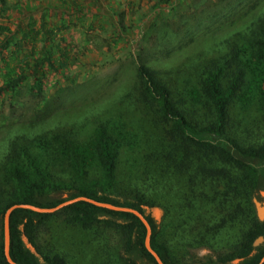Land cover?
Listing matches in <instances>:
<instances>
[{
    "label": "trees",
    "instance_id": "trees-1",
    "mask_svg": "<svg viewBox=\"0 0 264 264\" xmlns=\"http://www.w3.org/2000/svg\"><path fill=\"white\" fill-rule=\"evenodd\" d=\"M1 1L5 11V1ZM75 9L80 10L79 7ZM42 16L39 28L36 27L38 20L32 19L24 27L22 38L12 42L11 59L1 55L7 71L3 73L4 68L0 66V75L5 78L0 93L16 92L27 78L23 64H29V56L42 53V58H34V67L46 64L54 71L67 68L73 60V52L61 42L51 49L44 45L39 53L35 51L34 41L39 36L44 35L46 44L69 28L68 24H59V21L51 23L46 19V13ZM228 35L224 48L214 52L217 58L202 64L198 87L192 90L196 105L204 104L205 108H210L213 118L207 125L195 123L186 109L179 106L175 89L162 73L136 55L134 60L140 78L137 89L141 102L138 104L155 114L153 120L145 116L125 119L111 108L113 113L107 112L112 115L109 119L97 115L90 121L93 124L92 138L85 142L73 138L68 130L48 136L47 132L29 135L16 129L8 140L6 163L0 168V264H11L5 254L4 220L8 208L15 204L55 208L82 196L141 212L152 229L151 246L165 264H182L176 251L211 243L207 238L211 234L220 240L228 234L236 240L234 231L239 229V224L244 221L240 219L244 216L250 220V225L246 226L240 241L227 249L213 247L218 250L207 251L191 263L187 258L184 264H261L264 241L257 245L255 241L264 237V219L256 215L255 198L264 199V130L260 128L264 125V115L256 124L259 135L237 134L231 127V105L238 101L248 109L256 100L264 98V16L251 20L248 28L237 34ZM8 38L1 41L0 54L9 47ZM30 44L32 49L20 59V50ZM34 72L39 82L34 87L40 88L46 72ZM242 120L250 119L243 115ZM133 121L138 123L133 126L136 133L128 144L130 158L127 156L122 162V141L126 140L124 128L129 129ZM253 131L249 129V133ZM141 133L145 134V141L139 137ZM158 136L159 141H155L154 137ZM147 145L152 146L147 148ZM158 148L162 149L161 154ZM195 148H199L201 154H195ZM63 163L68 164V168L63 169L67 173L60 171ZM221 163L229 169L223 168ZM120 166L133 172L130 180L136 186L131 190L128 184V190L123 194H118L115 188L130 176L124 172L120 174ZM179 178L180 184L176 181ZM151 181L159 189L147 191L146 186ZM5 184H9L8 189ZM142 184H145V190L140 187ZM178 186L182 187L180 191ZM211 187L212 196L208 191ZM188 190L194 191L197 199L193 202L198 200L197 203L192 205L189 199L185 200V205L182 199ZM182 205L184 209L180 207ZM156 207L163 209L161 219L156 217ZM235 208H238L237 212H232ZM193 213L197 217L187 220ZM56 216H63L70 224L82 229L114 231L118 239L115 238L117 243L111 252L116 263L159 264L146 246L147 227L138 215L85 200L54 212L22 207L13 210L10 216V254L15 262L70 264L63 253L47 251L39 245L40 229ZM213 216H220L224 221L218 218L220 224L209 228L205 222L210 223ZM191 232L196 237L192 238ZM186 257L184 255V259Z\"/></svg>",
    "mask_w": 264,
    "mask_h": 264
},
{
    "label": "rangeland",
    "instance_id": "rangeland-1",
    "mask_svg": "<svg viewBox=\"0 0 264 264\" xmlns=\"http://www.w3.org/2000/svg\"><path fill=\"white\" fill-rule=\"evenodd\" d=\"M4 1L5 11L2 10L0 0V48H3L1 41L7 36L10 45L0 54L3 73L7 71V67L1 60V55L11 59L14 50L12 42L22 38L24 27L32 19L38 20L36 27L39 28L43 13H46V19L51 23L59 21V24H68L69 28L59 32L53 42L46 44L44 35L39 36L34 41L35 51L39 53L44 45L51 49L57 42H61L71 49L73 60L67 68L54 71L46 64L34 67V58H42V53L29 56V64H23L28 73L27 78L16 92L9 90L0 93V168L6 163L8 140L16 133V129L29 135L47 132L48 136L68 130L73 138L85 142L92 138L93 124L90 121L97 115L109 119L112 115L107 112L110 110L113 113L111 108L125 119L145 116L148 120H153L155 114L138 104L141 102L137 89L140 78L134 60L136 55H140L144 62L162 73L175 89L179 106L186 109L195 123L207 125L213 118L210 108H205L204 104L196 105L192 96V90L198 87L202 64L217 58L214 52L224 48L230 37L228 34H237L248 28L251 20L256 21L264 16V0ZM222 36L223 41L218 42ZM25 47L19 52L20 59L27 56L32 44ZM185 61L188 62L186 65ZM35 70L40 74L46 72L40 88L34 87L35 83H39L34 75ZM20 71L18 68V72ZM4 83L5 78L0 75V86ZM123 97L125 98L121 99ZM259 100L248 109L238 101L231 105V127L234 133L260 134L256 124H259L260 116L264 115V98ZM243 115H247L250 120H242ZM248 122L251 124L246 125ZM136 123L138 122L133 121L129 129L124 128L126 140L122 141V162L125 157L130 158L128 144L135 136L136 128L133 126ZM148 125L154 127L153 124ZM260 128L264 130V125ZM249 129L255 131L249 133ZM144 135L141 133L139 136L143 141ZM154 139L159 141V136ZM151 146L147 145V148ZM161 150L158 148L160 154ZM168 150L167 147L166 151ZM193 151L201 154L199 148ZM66 166L68 168V164L63 163L60 171L64 172ZM221 166L229 169L223 163ZM94 168L98 169L97 166ZM125 169L120 166L118 170H121L120 174L124 172L130 177H127L125 183L116 186L118 194L128 190V184L129 189H136L130 180L133 172ZM67 172L65 170L64 173ZM176 181L180 184V178ZM4 187L8 189L9 184ZM140 187L145 190V184ZM146 188L147 191H152L159 189V186L151 181ZM181 188L178 186L179 191ZM212 190L213 187L208 189L210 196L213 195ZM185 194L182 199L184 202L189 199L192 205L198 202H193V199H197L194 198V191L188 190ZM258 200L264 202V199ZM180 207L184 209V205ZM255 208L258 215L257 206ZM155 210L156 217L161 219L163 209L156 207ZM237 210L235 208L232 212ZM194 217L197 215L193 213L187 220ZM218 218L221 217L213 216L212 221L205 222V225L209 228L217 226L220 224ZM240 220L244 221L234 231L236 240L228 234L221 240L211 234L207 237L211 243L176 251L182 264L187 258L191 263L207 251L218 250L213 247L227 249L240 241L246 226L250 225V220L244 216ZM221 221L224 219L221 218ZM191 237H196V234L191 232ZM115 238L116 233L110 229H82L70 224L65 217L56 216L40 229L39 245L44 250L63 253L70 264H120L115 262L111 252L117 243ZM175 243L180 245L177 240ZM184 255H187L186 259Z\"/></svg>",
    "mask_w": 264,
    "mask_h": 264
},
{
    "label": "water",
    "instance_id": "water-1",
    "mask_svg": "<svg viewBox=\"0 0 264 264\" xmlns=\"http://www.w3.org/2000/svg\"><path fill=\"white\" fill-rule=\"evenodd\" d=\"M262 195L264 196V190L262 191ZM79 200L89 201L91 203H94L95 205H98L101 207H106V208L113 209V210L133 212L136 215H138L147 227L146 246H147L148 250L155 256V258L157 259L159 264H165L162 261L161 257L159 256V254L151 246L152 229H151V226H150L148 220L144 217V215L141 212H139L138 210H136L134 208L116 206V205H113L111 203L100 202V201H97L96 199H92V198L84 197V196H82L81 198L78 197V198H74L72 200H68V201L62 203L61 205H59L55 208H42V207H38L35 205H31V204H15V205L11 206L10 208H8L7 211L5 212V220H4V224H5V226H4V228H5V254H6V258H7L8 262L11 264H18L17 262H15L12 259L11 254H10V216H11V213L13 210H15L16 208L22 207V208L32 209V210H35L38 212H54L57 209L65 207L66 205L77 202ZM255 203H256V206L258 208L259 218L264 219V202L262 203L257 198H255ZM263 241H264V237L261 236L255 241V244L257 245ZM263 262H264V258H263L261 264Z\"/></svg>",
    "mask_w": 264,
    "mask_h": 264
}]
</instances>
